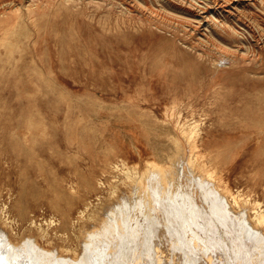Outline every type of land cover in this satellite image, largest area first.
<instances>
[{
    "label": "rangeland",
    "instance_id": "rangeland-1",
    "mask_svg": "<svg viewBox=\"0 0 264 264\" xmlns=\"http://www.w3.org/2000/svg\"><path fill=\"white\" fill-rule=\"evenodd\" d=\"M154 172L180 225L148 201ZM121 197L144 264L263 255L264 0H0V226L81 258Z\"/></svg>",
    "mask_w": 264,
    "mask_h": 264
},
{
    "label": "bare ground",
    "instance_id": "bare-ground-1",
    "mask_svg": "<svg viewBox=\"0 0 264 264\" xmlns=\"http://www.w3.org/2000/svg\"><path fill=\"white\" fill-rule=\"evenodd\" d=\"M206 2V1H205ZM198 14V13H197ZM163 17H164V15H163ZM195 17V16H194ZM208 22V21H207ZM226 23V22H225ZM224 24V23H223ZM233 27H234V25H233ZM210 36V35H209ZM216 37V36H215ZM211 39V38H210ZM213 40V39H212ZM215 41V40H214ZM10 45V44H9ZM14 45V44H13ZM215 46V45H214ZM221 49V48H220ZM220 55V54H219ZM221 59V58H220ZM227 59V58H226ZM226 59H224V61H226ZM221 61H223V60H221ZM221 61H220V64H221ZM223 63H225V62H223ZM222 63V64H223ZM219 64V65H220ZM173 107V106H172ZM173 115V114H172ZM176 122V121H175ZM183 128V127H182ZM183 131V130H182ZM194 133H195V131H194ZM193 134V133H192ZM189 135H191V134H189ZM180 154V153H179ZM186 159V158H185ZM184 159V160H185ZM188 161V160H187ZM190 162V161H189ZM189 164V163H188ZM151 165H152V163H151ZM147 167V166H146ZM155 167V166H154ZM170 167V166H169ZM173 167V166H172ZM171 168V167H170ZM190 168V167H189ZM152 169H153V167H152ZM159 169V168H158ZM150 170H151V168H150ZM159 170H161V169H159ZM158 170V171H159ZM192 170H193V167H192ZM147 171H149V170H147ZM152 171V173H153V170H151ZM172 171H174V170H171V173H172ZM197 171V170H196ZM176 172V171H175ZM150 172H148V174H149ZM157 173H159V172H157ZM197 173H199V172H197ZM196 173V174H197ZM142 174V173H141ZM148 174H145L146 176V178H147V175ZM160 174H161V171H160ZM183 174V173H182ZM152 175V177L150 178V180H146V181H149V184L147 185V186H149V188L152 190V191H150V193L148 192V194H150V195H148V201L150 202V204H151V207L153 206V204L155 203V202H158V204L159 205H161L162 207H164V209L166 210V212H164V214L166 215L167 214V216H169V218H170V221H171V223H173V222H176V223H179V222H181V220H179V214H181V213H179V211H175L176 209L178 210V203L173 199V202H171V203H169L168 205L169 206H167L166 207V205H167V203L168 202H166V200L167 201H169V199H170V197H169V199H166L165 200V204L164 203H162L161 202V200L160 201H157V199L159 198V197H157L156 195H158V194H156L157 193V191H158V189H159V187L156 185V183H155V179H156V177H155V175H157V174H155V172H154V176H153V174H151ZM177 175H179V174H177ZM142 176V175H141ZM158 176V175H157ZM162 176V175H161ZM173 176V180H174V175H172ZM182 176V175H181ZM192 176V175H191ZM190 176V177H191ZM196 176H198V175H196ZM202 176V175H201ZM158 177H160V176H158ZM170 177V176H169ZM177 177V176H176ZM188 177V176H187ZM194 177H195V175H194ZM203 177H205V176H203ZM203 177H201V178H203ZM149 178V177H148ZM153 178V179H152ZM155 178V179H154ZM162 178H164V177H162ZM184 178H185V176H184ZM192 178V177H191ZM200 178V179H201ZM140 179V178H139ZM160 179H161V177H160ZM167 179V178H166ZM205 178H203L202 180H204ZM157 180V179H156ZM165 180V179H164ZM170 180V179H169ZM168 180V181H169ZM180 180V179H179ZM191 180V179H190ZM167 181V180H166ZM187 181V180H186ZM205 181V180H204ZM157 182H159L158 180H157ZM181 182V181H180ZM187 182H189V180L187 181ZM192 182H194V181H192ZM192 182H190V183H192ZM195 182H197V181H195ZM201 182V181H200ZM203 182V181H202ZM161 183V182H160ZM162 183H163V179H162ZM139 184H140V182H139ZM157 184H159V183H157ZM164 184H166V182H164ZM204 184L206 185H208L209 186V184L208 183H206V182H204ZM160 185V184H159ZM169 185V184H168ZM200 185V184H199ZM139 186H142V185H139ZM146 186V187H147ZM191 186H192V184H191ZM210 186H213V185H211L210 184ZM143 187V186H142ZM163 187V186H162ZM166 187V186H165ZM165 187H163V188H165ZM174 187V186H173ZM173 187H172V189H173ZM178 187V186H177ZM200 187V186H199ZM205 187V186H204ZM207 187V186H206ZM145 188V187H144ZM148 188V187H147ZM201 188L203 189V187L201 186ZM143 189V188H142ZM202 189H201V191H202ZM212 189V188H211ZM139 190V189H138ZM137 190V191H138ZM169 190H170V186H169ZM168 189L166 190V191H169ZM213 190V189H212ZM134 191V190H133ZM146 192H147V190H145ZM149 191V190H148ZM160 191H162V189L160 188ZM165 191V192H166ZM172 191H174V190H172ZM214 191V190H213ZM145 192V193H146ZM164 192V191H163ZM182 192V191H181ZM180 192V193H181ZM203 192H204V189H203ZM211 192V191H210ZM139 193V192H138ZM140 193H144V190H142V192H140ZM144 193V194H145ZM159 194H160V192H158ZM166 193H168V192H166ZM169 193H171V191H169ZM176 193V192H175ZM174 193V194H175ZM214 193V192H213ZM133 194H135V193H133ZM179 194V193H178ZM207 194H209V192L207 193ZM147 194H145V196H146ZM161 195H162V192H161ZM160 195V196H161ZM169 195V194H168ZM177 195V194H176ZM189 195V194H188ZM215 195V194H214ZM213 195V196H214ZM141 196V195H140ZM159 196V195H158ZM163 196V195H162ZM166 196V195H165ZM165 196H163L164 197V199H165ZM170 196H172V195H170ZM216 196V195H215ZM214 196V197H215ZM162 197V198H163ZM176 197V196H175ZM181 197V196H180ZM217 197V196H216ZM139 198V197H138ZM145 197L143 196V198H142V200L144 199ZM161 198V197H160ZM161 198V199H162ZM168 198V197H167ZM173 198V196L171 197V199ZM213 198V197H212ZM124 198L123 197H121V199L120 200H123ZM137 199V198H136ZM170 199V200H171ZM184 199V198H183ZM188 199H189V197H188ZM218 199V198H217ZM233 199V198H232ZM135 200V199H134ZM142 200H140L141 202H142ZM145 200V199H144ZM187 200V199H186ZM126 201V202H125ZM123 200V202H122V204H120V203H118V204H120V206H118V204H115V205H112V206H110L109 205V208L107 209V211H110L111 213H112V217H109L108 216V214L105 212V211H103V212H105V214H107V217L106 218H104L103 220H101V225L99 224V226H94V227H92L90 230H84V235H83V239H84V241H83V246H82V251H83V256H82V254H81V258H77V257H71V256H65V255H62L61 253H59V251H58V249H50L49 247H46V246H44V245H41L40 243H38V241L36 240V238L32 235V234H28L26 237H25V239L24 240H16V239H13V237L12 236H10L9 234H8V232L5 230V228L4 227H1L0 226V264H118V261L120 260H117V254H118V252H120V251H123V250H121L122 249V247L124 246V244H126V241H128L127 243H130V246H131V249H130V251H131V253L128 251V253L126 252V255H128V254H131L130 256H129V258H128V256L126 257L125 256V252H124V254H123V258L124 257H126V258H124L125 260H127L128 259V261L130 260L131 261V263L130 262H127L126 261V263L125 264H144L143 263V261L145 262L146 261V258H148L147 257V254L145 255V252L144 253H142L143 251H144V249H146L145 247H143L144 246V244L146 243V240H151L152 239V236L151 235H148V236H146V234H144V235H141V234H139V230L136 232L135 231V229L139 226H137V227H134V225H133V227L131 228V229H133L131 232H126L127 233V235H125V236H121V235H118V234H115L116 232L118 233V231L120 232L122 229H121V227H118L117 228V226H120V225H122L123 223H124V221H125V223H126V219L128 218V216L127 215H125V213L123 212V210H124V208H125V206H127L128 204L127 203H129V201H130V199L127 201V200ZM146 201V200H145ZM145 201H143V202H145ZM148 201H146V202H148ZM162 201H164V200H162ZM201 201V200H200ZM204 201V200H203ZM132 202H133V199H132ZM145 202V203H146ZM185 202V201H184ZM144 203V204H145ZM219 204V202H217L216 201V204ZM223 203V202H222ZM127 204V205H126ZM133 204H134V202H133ZM138 204H139V202H138ZM157 204V203H156ZM155 204V205H156ZM186 204V203H185ZM192 204H193V202H192ZM202 204H203V202H202ZM214 204V203H213ZM141 205H143V204H141ZM140 205V206H141ZM153 206L154 208H157V205L156 206ZM158 205V206H159ZM191 205V204H190ZM230 205V204H229ZM107 206V205H106ZM130 206V205H129ZM129 206H127V207H129ZM136 206V205H135ZM140 206H137V208H140ZM195 206H197V205H195ZM209 206V205H208ZM211 206V205H210ZM215 206V205H214ZM133 207V206H132ZM131 207V208H132ZM144 208H147V207H145V206H143ZM142 207V208H143ZM162 207H158L160 210H161V208ZM182 207V206H181ZM218 207V205L217 206H215L214 208H217ZM222 207H223V205H221L219 208H221L222 209ZM130 208V209H131ZM136 208V209H137ZM192 208V207H191ZM190 208V209H191ZM218 208V209H219ZM245 208V207H244ZM126 209V208H125ZM128 210H129V208H127ZM125 210V212L126 213H128L127 211L128 210ZM141 209V208H140ZM164 209L161 211L162 212V214H163V211H164ZM174 209V210H173ZM182 209H183V207H182ZM211 209V208H210ZM246 209V208H245ZM146 210H148V211H150V209H146ZM157 210V209H156ZM160 210H158L157 212L159 213V211ZM181 210V209H180ZM217 210V209H216ZM215 210V211H216ZM226 209H224V211H225ZM244 210V209H243ZM119 211H121V212H123L122 213V216L120 217V215H121V212H119ZM130 211H132V210H130ZM139 211V210H138ZM142 211V210H141ZM153 211V210H152ZM219 211V210H218ZM221 211H223V209L221 210ZM222 212L223 214L226 212ZM101 212V211H100ZM102 212V213H103ZM181 212H184L183 210L181 211ZM220 212V211H219ZM232 212V211H231ZM230 212V213H231ZM109 213V212H108ZM142 213H143V211H142ZM229 213V212H228ZM227 213V214H228ZM110 214V213H109ZM129 214H130V212H129ZM136 214V213H135ZM135 214L133 215V216H135ZM146 214V213H145ZM148 214V213H147ZM146 214V215H147ZM151 214V213H150ZM183 214V213H182ZM210 214V213H209ZM213 214H215V213H213ZM227 214H226V216H227ZM263 214V213H262ZM123 215L125 216V217H123ZM131 215V214H130ZM155 215V214H154ZM158 215V214H157ZM187 215V214H186ZM190 215V214H189ZM212 215V214H211ZM216 215V214H215ZM225 215V214H224ZM223 215V216H224ZM229 215V214H228ZM142 216H143V214H142ZM148 216V215H147ZM146 216V217H147ZM150 216H153L152 214L150 215ZM156 216V215H155ZM159 216V215H158ZM178 216V217H177ZM184 216V215H183ZM226 216H224V217H226ZM231 216H232V214H231ZM238 216V215H237ZM236 216V217H237ZM160 217V216H159ZM166 216H164V218H165ZM181 215H180V219H181ZM223 217V218H224ZM230 217V216H229ZM228 217V219H231V218H229ZM234 216H232V218H233ZM235 217V218H236ZM240 217V219H242L243 220V222L245 223L244 225L245 226H248L249 228H253V226L249 223V221H248V219L247 218H245V216H243V213H242V215L241 216H239ZM244 217V218H243ZM133 218V217H132ZM137 217L135 216V219H136ZM147 218H149V217H147ZM168 218V217H167ZM197 218H198V216H197ZM217 218V217H216ZM152 219V218H151ZM205 219V218H204ZM225 219V218H224ZM123 220V221H122ZM132 220H134V219H132ZM147 220H149V219H147ZM157 220V219H156ZM163 220V219H162ZM182 220H186V219H182ZM189 220V219H188ZM232 220V219H231ZM234 220V219H233ZM129 221V220H128ZM136 221H137V219H136ZM135 221V222H136ZM154 221H155V219H154ZM153 221V222H154ZM179 221V222H178ZM208 221V220H207ZM230 221V220H229ZM237 221H238V219H237ZM146 222V221H145ZM183 222V221H182ZM188 222V221H187ZM227 222H228V220H227ZM234 222V221H233ZM232 222V223H233ZM239 223L237 224L238 226L240 225V221H238ZM129 223V222H128ZM127 223V224H128ZM155 223V222H154ZM162 223V222H161ZM212 223V222H211ZM225 223V225H226V222H224ZM229 223V222H228ZM227 223V225L229 226V224ZM231 223V224H232ZM132 223H130V226H132L131 225ZM134 224V223H133ZM137 224V223H136ZM151 224V223H150ZM149 224V225H150ZM158 224V223H157ZM174 224V223H173ZM185 224V223H184ZM126 225V224H125ZM145 225V224H144ZM172 225V224H171ZM179 225H180V223H179ZM233 225V224H232ZM231 225V226H232ZM235 225V224H234ZM237 225L235 226V227H237ZM243 225V226H244ZM124 226V225H123ZM128 226H129V224H128ZM146 226V225H145ZM152 226V225H151ZM155 226V225H154ZM154 226H152V228L154 227ZM176 226V225H175ZM208 226V225H207ZM214 226V225H213ZM230 226V227H231ZM187 227V226H186ZM195 227V226H194ZM219 227V226H218ZM221 227V226H220ZM235 227H233V228H235ZM127 229H128V227H126ZM125 228V229H126ZM130 228V227H129ZM150 228V227H149ZM192 228V227H191ZM212 228V227H211ZM232 227L230 228V229H233ZM238 228V227H237ZM121 229V230H120ZM170 229V228H169ZM172 229V228H171ZM215 229V228H214ZM148 231L149 230H151V231H153V229H147ZM188 230V229H187ZM213 230V229H212ZM225 230V229H224ZM234 230V229H233ZM232 230V231H233ZM238 230H240V229H237V231ZM251 230V229H250ZM255 230H257V229H255ZM255 230H253V231H255ZM123 232H124V230H122ZM126 231V230H125ZM173 231V230H172ZM186 231V230H185ZM227 231V230H226ZM246 231V232H245ZM252 231V230H251ZM122 232V235L124 234ZM142 232V234H143V231H141ZM211 232V231H210ZM214 232V231H213ZM231 232V231H230ZM229 232V233H230ZM236 232V231H235ZM234 232V233H235ZM241 232V231H240ZM239 232V233H240ZM258 232V231H257ZM256 232V233H257ZM125 233V234H126ZM145 233H146V231H145ZM174 233H175V231H174ZM237 233V232H236ZM238 233V234H239ZM253 233V232H252ZM119 234H121V233H119ZM152 234H153V232H152ZM167 234V233H166ZM171 234H173V233H171ZM182 234V233H181ZM189 234V233H188ZM193 234V233H192ZM241 234V233H240ZM244 234V235H243ZM251 234V233H250ZM258 234V233H257ZM261 234V233H260ZM259 234V235H260ZM154 235V234H153ZM174 235V234H173ZM180 235V234H179ZM184 235V234H183ZM242 235H243V237L245 236H249V233L247 232V229H245L244 228V231H242ZM254 235V234H253ZM253 235H251V236H253ZM258 235V236H259ZM262 235V234H261ZM258 236H256V237H258ZM154 237V236H153ZM172 237V236H171ZM186 237V236H185ZM194 237V236H193ZM228 237V236H227ZM233 237V236H232ZM239 237V236H238ZM241 237V236H240ZM239 237V238H240ZM255 237V238H256ZM259 237H261V236H259ZM258 237V238H259ZM234 238V237H233ZM253 238V237H252ZM261 238H264V237H261ZM82 239V240H83ZM183 239H184V237H183ZM196 240V238L194 237L193 238V240ZM217 239V238H216ZM221 239H226V237L225 238H221ZM232 239V238H231ZM236 239V238H235ZM240 239H242L243 240V238H240ZM245 239V238H244ZM247 239V238H246ZM250 239V238H249ZM153 240V239H152ZM177 240V239H176ZM180 240V239H179ZM191 240H192V238H191ZM206 240V239H205ZM248 240V239H247ZM257 240V239H256ZM264 240V239H263ZM155 241V240H154ZM178 241V240H177ZM186 241V240H185ZM199 241V240H198ZM204 241V240H203ZM215 241V240H214ZM231 241V240H230ZM234 241H236V240H234ZM243 241H245V243H246V240H243ZM250 241V240H249ZM252 241L253 240H251V242L250 243H252ZM255 241V240H254ZM179 242V241H178ZM181 242V241H180ZM183 242V241H182ZM196 242V241H195ZM195 242H193L194 244H195ZM205 242V241H204ZM240 242V241H239ZM193 243L191 244V245H193ZM206 243H208V242H206ZM213 243H216L217 244V242H213ZM212 243V244H213ZM222 243V242H221ZM228 243V242H227ZM234 243V242H233ZM241 244L242 243H244V242H240ZM245 243H244V245H245ZM257 244H258V248H259V243L258 242H256ZM155 244V243H154ZM183 244V243H182ZM186 243H184V245H185ZM197 244V243H196ZM198 244H201L200 242H198ZM197 244V245H198ZM239 244V243H238ZM241 244H239V245H241ZM247 244V243H246ZM253 244V243H252ZM196 245V246H197ZM208 244H206V246H207ZM210 245V244H209ZM213 245H215V244H213ZM218 245V244H217ZM216 245V246H217ZM236 245H237V243L235 242V246H234V249L236 248ZM128 245H125V248L127 247ZM145 246H146V244H145ZM179 246H180V244H179ZM183 246V245H182ZM242 246H243V244H242ZM247 246H248V244H247ZM252 246V245H251ZM143 247V248H142ZM154 247V246H153ZM176 247H178L177 245H176ZM189 247V246H188ZM210 247V246H209ZM237 247H238V245H237ZM240 247V246H239ZM244 247V246H243ZM253 247V246H252ZM251 247V248H252ZM159 248V247H158ZM186 248V247H185ZM194 248V247H193ZM208 248V247H207ZM227 248V247H226ZM226 248H225V250H226ZM244 248H246L247 249V247H244ZM244 248H242L241 247V250L242 249H244ZM249 248V247H248ZM257 248V247H256ZM262 248V247H261ZM127 249V248H126ZM178 249V248H177ZM187 249V248H186ZM195 249V248H194ZM204 249V248H203ZM217 249V248H216ZM219 249V248H218ZM217 249V250H218ZM223 249V248H222ZM254 249V248H253ZM60 250V249H59ZM159 250V249H158ZM224 250V251H225ZM237 250H239V249H237ZM81 251V250H80ZM154 251V250H153ZM155 251H156V249H155ZM182 251V250H181ZM185 251V250H184ZM195 251V250H194ZM193 251V252H194ZM212 251H215L214 249H212ZM236 251V250H235ZM255 251H257L256 249H255ZM263 251V250H262ZM148 252H149V249H148ZM188 252V251H187ZM186 252V253H187ZM189 252H191V251H189ZM192 252V253H193ZM220 252V251H219ZM227 252V251H226ZM251 252V251H250ZM249 252V253H250ZM253 252V251H252ZM251 252V253H252ZM123 253V252H122ZM121 253V254H122ZM156 253V252H155ZM185 253V254H186ZM192 253H190V254H192ZM215 253V252H214ZM218 253V252H217ZM216 253V254H217ZM233 253V252H232ZM250 253V254H251ZM256 253V252H255ZM259 253V252H258ZM257 253V254H258ZM120 254V255H121ZM143 254V255H142ZM149 254V253H148ZM157 254V253H156ZM162 254V253H161ZM161 254L159 255V257L161 256ZM179 254H180V252H179ZM197 254V253H196ZM250 254H249V256H250ZM256 254V255H257ZM262 254L263 255H260L259 257L258 256H256L257 257V259H256V257H252V258H255V259H251V257L250 258H248L247 257V259L244 257V259L245 260H249L250 261V264H264V253L262 252ZM119 255V254H118ZM150 255V254H149ZM167 255V254H166ZM219 255V254H218ZM221 255V254H220ZM232 255V254H231ZM254 255V254H253ZM73 256V255H72ZM145 256V257H144ZM186 256H187V254H186ZM188 256H190V255H188ZM222 256H224V254H222ZM237 256V255H236ZM152 257V256H151ZM155 257H157V256H155ZM170 257V256H169ZM204 257H206V256H204ZM242 257V256H241ZM240 257V258H241ZM120 258V257H119ZM122 258V257H121ZM136 258H139V260L138 259H136ZM153 258V257H152ZM161 258V257H160ZM159 258V260H160V262H161V260H163V259H160ZM164 258H165V256H164ZM188 258V257H187ZM194 258V257H193ZM212 258V257H211ZM131 259H133V260H131ZM141 259V260H140ZM149 259H150V257H149ZM154 259V258H153ZM186 259V258H185ZM214 259V258H213ZM226 259V258H225ZM230 259V258H229ZM237 259V258H236ZM235 259V260H236ZM239 259V258H238ZM156 260H157V258H156ZM171 260V259H170ZM173 260V259H172ZM176 260V259H175ZM181 260V259H180ZM203 260V259H202ZM124 261V260H123ZM122 261V262H123ZM168 261H169V259H168ZM167 260L166 261H162V262H165L166 264H184V263H181V262H178V261H172L171 263H170V261L168 262ZM184 261H186L185 262V264H192V260H190V259H188V260H184ZM200 261V260H199ZM220 261V260H219ZM231 261V260H230ZM241 261V260H240ZM243 261V260H242ZM242 261H241V263H242ZM110 262V263H109ZM147 262V261H146ZM154 261L152 260V263H153ZM159 262V263H160ZM206 262V261H205ZM214 262V261H213ZM245 262V261H244ZM148 263V262H147ZM146 263V264H147ZM158 262L156 263V264H159ZM196 263V262H195ZM208 263V262H207ZM230 263V262H229ZM228 263V264H229ZM234 263H235V261H234ZM121 264V263H120ZM196 264H198V263H196ZM199 264H203V262H199ZM237 264H238V261H237ZM245 264H246V262H245ZM248 264V263H247Z\"/></svg>",
    "mask_w": 264,
    "mask_h": 264
}]
</instances>
